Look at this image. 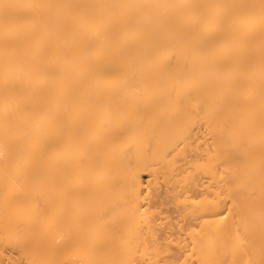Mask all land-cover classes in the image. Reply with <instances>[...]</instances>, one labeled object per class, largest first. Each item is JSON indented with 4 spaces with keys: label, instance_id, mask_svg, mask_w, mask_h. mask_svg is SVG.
Here are the masks:
<instances>
[{
    "label": "bare ground",
    "instance_id": "obj_1",
    "mask_svg": "<svg viewBox=\"0 0 264 264\" xmlns=\"http://www.w3.org/2000/svg\"><path fill=\"white\" fill-rule=\"evenodd\" d=\"M0 264H264L261 0H0Z\"/></svg>",
    "mask_w": 264,
    "mask_h": 264
},
{
    "label": "snow or ice",
    "instance_id": "obj_2",
    "mask_svg": "<svg viewBox=\"0 0 264 264\" xmlns=\"http://www.w3.org/2000/svg\"><path fill=\"white\" fill-rule=\"evenodd\" d=\"M261 7L264 8V0H261ZM223 219V217H221Z\"/></svg>",
    "mask_w": 264,
    "mask_h": 264
}]
</instances>
